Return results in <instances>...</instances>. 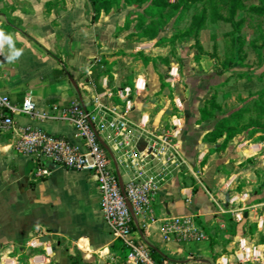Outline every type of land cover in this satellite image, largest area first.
Wrapping results in <instances>:
<instances>
[{
    "label": "crops",
    "instance_id": "0c3cea01",
    "mask_svg": "<svg viewBox=\"0 0 264 264\" xmlns=\"http://www.w3.org/2000/svg\"><path fill=\"white\" fill-rule=\"evenodd\" d=\"M142 9L118 2L92 21L87 0H0V30L12 38L0 43V95L11 106L30 99L47 116L14 115L15 128L83 150L73 126L53 119L77 103L94 123L107 111L158 135L174 130L185 166L161 185L149 211L133 218L134 237L144 238L156 260L264 264V165L247 163L249 153L233 143L218 150L225 137L213 142L210 133L228 115L218 118L217 106L201 114L207 92L217 89L211 79L235 68H222L220 53L201 51L211 42L209 29L195 46L192 39L159 44L169 35L161 29L155 39L139 37ZM16 50L22 54L10 60ZM138 134L131 145L139 153L145 141ZM98 137L122 185L129 166L110 133ZM17 138L0 131V264H124L128 249L101 215L95 176L46 164L50 174L38 177L36 161L16 150ZM176 218H192L204 239L164 240L163 225Z\"/></svg>",
    "mask_w": 264,
    "mask_h": 264
},
{
    "label": "built area",
    "instance_id": "2783aa9c",
    "mask_svg": "<svg viewBox=\"0 0 264 264\" xmlns=\"http://www.w3.org/2000/svg\"><path fill=\"white\" fill-rule=\"evenodd\" d=\"M178 0H167L174 4ZM0 131H14L18 138L16 150L38 164L35 175L44 178L54 166L72 171L90 172L95 176L100 194V212L112 235L128 249L124 264H183L167 259L156 260L150 248L134 237L133 218L145 215L156 198L161 185L185 166L178 150L177 134L173 131L156 134L131 124L125 117H117L104 111L98 122L79 104H72L53 119L68 121L76 136L84 143L80 150L68 140L31 129L28 126L15 128L14 115L32 119H46L35 112V105L25 99L20 106H11L6 96L0 95ZM139 132L145 148L139 153L132 146L133 132ZM110 133L114 147L122 153L123 162L129 166L130 176L120 185L112 170L108 151L99 144V134ZM164 240L174 239L198 242L204 239L192 218H176L162 227ZM44 261V260H43ZM38 261L30 264H37ZM184 264H197L188 262Z\"/></svg>",
    "mask_w": 264,
    "mask_h": 264
},
{
    "label": "rangeland",
    "instance_id": "374dc122",
    "mask_svg": "<svg viewBox=\"0 0 264 264\" xmlns=\"http://www.w3.org/2000/svg\"><path fill=\"white\" fill-rule=\"evenodd\" d=\"M245 3L248 6V0ZM201 6L197 5L187 12L181 13L182 20L178 24L174 23V18L168 23L161 25V30L167 31V34H169L167 35L168 39L174 36L179 39H186V37L192 39V34L189 33V31H192L190 22L192 17L197 15ZM258 6L263 8L260 2ZM207 16L209 18L206 21V29L210 31L211 42L206 46V51L203 48H201V51L216 57L220 53V57H218L222 60L220 65L223 68L232 50V46L228 43V39H225V36L230 37L229 35H232L233 38L238 36L241 45H239L240 53H238L236 60L232 64L233 68H235L234 71H231L229 75L211 79V82H215V85H217H214L217 89L212 90L210 88L204 97L206 110L209 112V108L213 105L218 107V118L223 117V115H229L232 128L236 131V134L228 140L227 144L233 143L234 147L240 152L247 151L249 153L248 156H245L249 159L247 163L251 164L252 159L255 165L263 166L264 115L259 116L253 110V102L264 90V41L259 40L258 32L256 33L251 29H255L253 27L258 23L262 24V26L264 25V15L245 20L246 14L242 11L238 12L235 21L238 22L244 19L245 22L237 30L232 29L233 27L229 23L223 21L213 22L209 13ZM222 24L228 25H226L227 27H220L219 25ZM229 29H231L230 33L224 34ZM174 42L170 41V43ZM196 43L195 41L194 46ZM195 49L200 51L198 46ZM237 110H242L241 117L232 118L233 116L231 115ZM259 189L262 190L263 186Z\"/></svg>",
    "mask_w": 264,
    "mask_h": 264
},
{
    "label": "trees",
    "instance_id": "16d2710c",
    "mask_svg": "<svg viewBox=\"0 0 264 264\" xmlns=\"http://www.w3.org/2000/svg\"><path fill=\"white\" fill-rule=\"evenodd\" d=\"M246 0H178L174 4H170L167 0H87L90 9L92 10V21H96L102 12H108L114 5L118 2H123L131 6H143L142 12L140 13L139 20L137 22V31L139 37L155 39L158 37L161 25H164L175 18L174 23L178 24L182 18L181 13L187 12L192 7L197 5H202L196 16H193L190 22L189 31L192 34V39L197 42L198 34L201 30L207 28L206 21L210 17L213 22L223 21L229 23L233 28L237 30L247 18H253L264 15V0H260L263 8L260 6H246ZM244 12L246 16L244 19L235 21L238 12ZM262 27V28H261ZM258 32V39L264 41V25L256 24L253 27ZM190 37H186L189 39ZM179 41L184 39H179L177 36L173 38L166 39L160 38L158 40L159 44H163L166 41ZM174 42V43H175ZM241 42H239L238 36L234 38L232 50L230 56H228L226 62L224 63V68L231 67L234 60H236L238 53H240ZM236 56V57H235ZM264 90L258 95L257 99L253 102V110H255L259 116L264 115ZM216 107V106H211ZM206 108L202 110V116L205 114ZM208 110H206V113ZM241 111L237 110L233 112L232 118L241 117ZM4 113L0 109V114ZM231 118L227 117L221 119L216 125L213 132L210 133L213 142L215 139L221 138L223 135L225 137L224 142L217 149L221 150L225 148L228 140L236 134V131L232 128Z\"/></svg>",
    "mask_w": 264,
    "mask_h": 264
},
{
    "label": "clouds",
    "instance_id": "9594fccd",
    "mask_svg": "<svg viewBox=\"0 0 264 264\" xmlns=\"http://www.w3.org/2000/svg\"><path fill=\"white\" fill-rule=\"evenodd\" d=\"M8 41L9 44L12 42V38L10 36H6L2 30H0V43ZM22 54V50H16L13 53V56H10L9 59H13L14 57H19Z\"/></svg>",
    "mask_w": 264,
    "mask_h": 264
},
{
    "label": "water",
    "instance_id": "95a60500",
    "mask_svg": "<svg viewBox=\"0 0 264 264\" xmlns=\"http://www.w3.org/2000/svg\"><path fill=\"white\" fill-rule=\"evenodd\" d=\"M42 241L44 242V241H46V239H45V240H42ZM143 241L145 242L144 238H143ZM146 245H147V243H146ZM147 246H148V245H147Z\"/></svg>",
    "mask_w": 264,
    "mask_h": 264
}]
</instances>
